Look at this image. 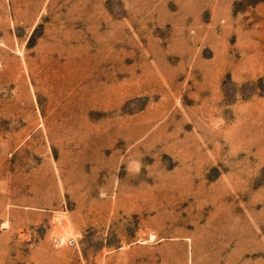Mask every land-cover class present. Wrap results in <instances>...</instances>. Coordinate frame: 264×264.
Returning <instances> with one entry per match:
<instances>
[{"label":"rangeland","instance_id":"1","mask_svg":"<svg viewBox=\"0 0 264 264\" xmlns=\"http://www.w3.org/2000/svg\"><path fill=\"white\" fill-rule=\"evenodd\" d=\"M0 264H264V0H0Z\"/></svg>","mask_w":264,"mask_h":264},{"label":"built area","instance_id":"2","mask_svg":"<svg viewBox=\"0 0 264 264\" xmlns=\"http://www.w3.org/2000/svg\"><path fill=\"white\" fill-rule=\"evenodd\" d=\"M73 243H74L73 241H69V244H71V245H72Z\"/></svg>","mask_w":264,"mask_h":264}]
</instances>
